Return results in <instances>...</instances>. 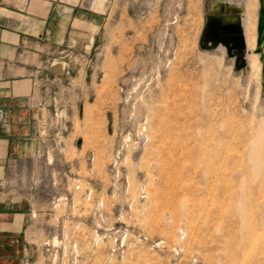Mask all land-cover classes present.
<instances>
[{"label":"rangeland","instance_id":"1","mask_svg":"<svg viewBox=\"0 0 264 264\" xmlns=\"http://www.w3.org/2000/svg\"><path fill=\"white\" fill-rule=\"evenodd\" d=\"M217 1L103 0L43 50L21 264H264L261 64L200 47Z\"/></svg>","mask_w":264,"mask_h":264},{"label":"crops","instance_id":"2","mask_svg":"<svg viewBox=\"0 0 264 264\" xmlns=\"http://www.w3.org/2000/svg\"><path fill=\"white\" fill-rule=\"evenodd\" d=\"M102 1L0 0V264H21L24 253L28 207L17 171L36 143L37 59L80 36Z\"/></svg>","mask_w":264,"mask_h":264},{"label":"water","instance_id":"3","mask_svg":"<svg viewBox=\"0 0 264 264\" xmlns=\"http://www.w3.org/2000/svg\"><path fill=\"white\" fill-rule=\"evenodd\" d=\"M258 5L254 52L258 54L261 63V88H264V0H258ZM211 6L206 13L205 23L200 33V47L215 49L221 45L227 56L233 58L236 68H246L247 50L240 10L233 8L228 11L230 6L225 0H219Z\"/></svg>","mask_w":264,"mask_h":264},{"label":"bare ground","instance_id":"4","mask_svg":"<svg viewBox=\"0 0 264 264\" xmlns=\"http://www.w3.org/2000/svg\"><path fill=\"white\" fill-rule=\"evenodd\" d=\"M225 2L228 6H230V8H228V11L233 10V8H237L240 10V17L241 20H243L245 48L247 50V53L245 55L247 63L246 65L248 67L258 69L261 63L259 62L258 54L254 52L256 41V19H253L255 17L252 16L255 5L251 0H225ZM241 2H243V4L245 5L243 14L241 13ZM216 49L224 50L221 45H219Z\"/></svg>","mask_w":264,"mask_h":264}]
</instances>
